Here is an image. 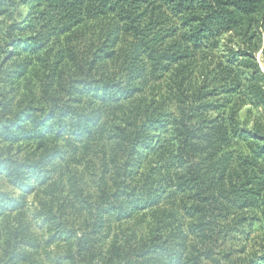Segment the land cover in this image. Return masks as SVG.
Listing matches in <instances>:
<instances>
[{
    "label": "trees",
    "instance_id": "16d2710c",
    "mask_svg": "<svg viewBox=\"0 0 264 264\" xmlns=\"http://www.w3.org/2000/svg\"><path fill=\"white\" fill-rule=\"evenodd\" d=\"M1 180L0 264H264V0H0Z\"/></svg>",
    "mask_w": 264,
    "mask_h": 264
},
{
    "label": "rangeland",
    "instance_id": "374dc122",
    "mask_svg": "<svg viewBox=\"0 0 264 264\" xmlns=\"http://www.w3.org/2000/svg\"><path fill=\"white\" fill-rule=\"evenodd\" d=\"M21 6H23V5H21ZM256 57H257V60L260 62V65L262 66L263 65V63H262V60H261V58H260V53H257V55H256ZM0 184L1 185H3V187L5 188V189H9V186L8 185H6L4 182H3V180H1L0 181ZM15 193H17V192H15ZM36 197L33 195L32 196V194L31 195H29V196H27L26 198H25V205H24V208H25V213H26V216L25 217H27L28 219H30V220H32V221H35V222H38V223H40L41 221H40V219H38L37 217H33V215H34V213H35V206L37 205V202H36ZM28 213V214H27ZM34 223V222H33ZM6 224V223H5ZM41 231H39V230H37L35 233L36 234H39L38 235V238L40 239V240H43V237H44V235H42L41 233H40ZM49 243V244H48ZM41 246L42 247H44L45 249H46V251H55V249L56 248H53L54 247V243H50V241L49 240H43V242L41 243ZM39 250H41L40 248H39ZM40 257H41V259H43V261H44V263L45 264H49L48 262H47V260H49V257H52L51 256V254H45V256H44V254L43 253H40ZM47 259V260H46Z\"/></svg>",
    "mask_w": 264,
    "mask_h": 264
}]
</instances>
